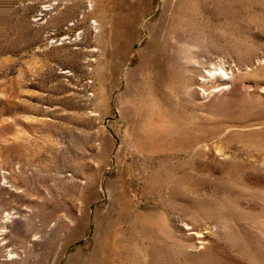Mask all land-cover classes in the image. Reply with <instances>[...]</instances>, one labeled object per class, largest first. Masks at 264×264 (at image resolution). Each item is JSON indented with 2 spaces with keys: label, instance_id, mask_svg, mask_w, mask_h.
Segmentation results:
<instances>
[{
  "label": "rangeland",
  "instance_id": "374dc122",
  "mask_svg": "<svg viewBox=\"0 0 264 264\" xmlns=\"http://www.w3.org/2000/svg\"><path fill=\"white\" fill-rule=\"evenodd\" d=\"M0 264H264V0H0Z\"/></svg>",
  "mask_w": 264,
  "mask_h": 264
}]
</instances>
